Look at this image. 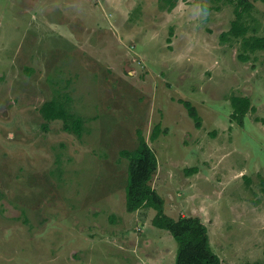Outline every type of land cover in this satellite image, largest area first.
I'll return each mask as SVG.
<instances>
[{
	"label": "rangeland",
	"instance_id": "obj_1",
	"mask_svg": "<svg viewBox=\"0 0 264 264\" xmlns=\"http://www.w3.org/2000/svg\"><path fill=\"white\" fill-rule=\"evenodd\" d=\"M231 1L0 0V264H174L155 210H125L137 132L163 212L198 217L221 264H264V50L241 61L242 38L222 40ZM248 1L245 37L263 36ZM231 96L249 98L243 125ZM52 98L79 138L43 128Z\"/></svg>",
	"mask_w": 264,
	"mask_h": 264
},
{
	"label": "trees",
	"instance_id": "obj_2",
	"mask_svg": "<svg viewBox=\"0 0 264 264\" xmlns=\"http://www.w3.org/2000/svg\"><path fill=\"white\" fill-rule=\"evenodd\" d=\"M160 1L169 9L174 6L177 0ZM213 1L219 2L220 0ZM259 1L264 4V0ZM231 2L233 3L234 19L231 21L229 29L221 34V38L223 41H228L231 37H241L242 53L238 54V59L246 61L249 59V55L245 53L250 54L257 50H264V35L245 37L248 30L256 31V28L250 27L249 20L245 19L251 17L252 3L248 0ZM229 100L233 109L231 118L239 122V125H243L244 118L250 109L249 98L231 96ZM181 103L186 108L188 115L194 120L195 126L200 127V119L194 106L186 101ZM38 112L45 121L44 129L47 127V122L60 120L62 121V130L80 137V129L83 123L81 118L72 114L61 101L55 98L47 100L42 103ZM159 132V126L155 125L149 139L154 141ZM137 134V146L132 150L123 149L120 151V156L128 160L127 182H125L124 188L125 210L130 213L148 207L155 210V215L151 220L152 225L169 232L176 241L177 249L174 264H221L219 256L210 247L207 227L198 217L180 216L175 219L163 212V199L149 184L157 169V159L145 138L139 132ZM195 170L193 168L188 173L195 172Z\"/></svg>",
	"mask_w": 264,
	"mask_h": 264
},
{
	"label": "crops",
	"instance_id": "obj_3",
	"mask_svg": "<svg viewBox=\"0 0 264 264\" xmlns=\"http://www.w3.org/2000/svg\"><path fill=\"white\" fill-rule=\"evenodd\" d=\"M177 1H178V0H177ZM177 1H176V2H177ZM176 2H175V3H176ZM174 6H175V4H174ZM174 6H173V7H174ZM166 10H168L167 7H166ZM89 261H90V260H89Z\"/></svg>",
	"mask_w": 264,
	"mask_h": 264
}]
</instances>
